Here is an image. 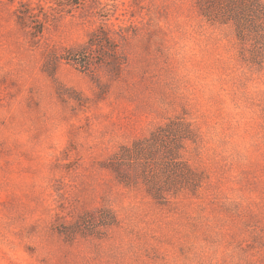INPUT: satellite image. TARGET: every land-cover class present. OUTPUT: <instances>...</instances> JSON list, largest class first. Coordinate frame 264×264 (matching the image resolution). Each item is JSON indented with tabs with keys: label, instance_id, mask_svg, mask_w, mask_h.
I'll use <instances>...</instances> for the list:
<instances>
[{
	"label": "rangeland",
	"instance_id": "rangeland-1",
	"mask_svg": "<svg viewBox=\"0 0 264 264\" xmlns=\"http://www.w3.org/2000/svg\"><path fill=\"white\" fill-rule=\"evenodd\" d=\"M198 1L0 0V264H264V52Z\"/></svg>",
	"mask_w": 264,
	"mask_h": 264
},
{
	"label": "trees",
	"instance_id": "trees-1",
	"mask_svg": "<svg viewBox=\"0 0 264 264\" xmlns=\"http://www.w3.org/2000/svg\"><path fill=\"white\" fill-rule=\"evenodd\" d=\"M214 2L215 0L198 1L203 16L211 22L219 21L221 24H232L239 39H244L247 36L252 37V33L256 34L257 46L264 52V0H224L223 5L216 7V12H214ZM255 57L253 54L250 61L257 62L260 65L264 64V60H255ZM172 127L173 124L159 126L151 137L137 140L130 146H122L110 160V167L115 171H122L123 166H129V164L138 166L139 159L137 160V157L142 154L152 155L157 146H161L162 149H169L166 153L169 154L168 159H170L172 157L170 154L175 153V148H172L173 145L170 144V141H167L168 138L173 136ZM165 170L163 173L164 178H167L168 175L169 178H173L174 173H179L177 165L173 164L172 161L167 163ZM118 176L121 179H126L122 173H119ZM141 177L148 190L153 189L154 195L156 184L154 178L151 177L150 179L148 175ZM138 178V176H133L131 179L136 180ZM179 187L181 186H177V191L180 190ZM149 191L152 193V190Z\"/></svg>",
	"mask_w": 264,
	"mask_h": 264
}]
</instances>
